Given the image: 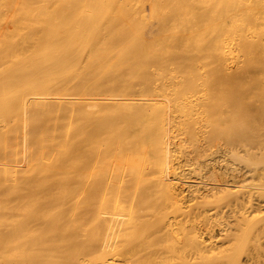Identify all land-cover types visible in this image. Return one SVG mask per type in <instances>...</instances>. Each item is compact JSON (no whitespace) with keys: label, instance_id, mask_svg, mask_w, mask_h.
Here are the masks:
<instances>
[{"label":"bare ground","instance_id":"bare-ground-1","mask_svg":"<svg viewBox=\"0 0 264 264\" xmlns=\"http://www.w3.org/2000/svg\"><path fill=\"white\" fill-rule=\"evenodd\" d=\"M134 2L0 0V264H191L146 227L202 253L264 219V132L237 127L264 111V5Z\"/></svg>","mask_w":264,"mask_h":264},{"label":"rangeland","instance_id":"rangeland-1","mask_svg":"<svg viewBox=\"0 0 264 264\" xmlns=\"http://www.w3.org/2000/svg\"><path fill=\"white\" fill-rule=\"evenodd\" d=\"M229 1L230 2L233 1V3L236 1L235 2L236 6H235V4H233V5L226 4ZM232 1L231 0H169V2H168V0H154V1L153 0H142V1L141 0H135L133 6L136 4L135 5V6H137L136 9L139 7L138 10H140V11H141V6H142V9L147 10V11H151V10L154 11L155 10L154 11L155 14L161 13V11L163 12V10H164V12H167V11L169 12L170 9L171 10L172 9L177 10V12H175V13L181 12L184 14V12H185L184 10H186L188 15H191V13L192 14L196 13V12L198 13V11L199 12H206V10H208V9H209V11H213V12L215 9H216V11H218V10L223 11L227 6H231L233 8L235 7V8H239V9H242V8L244 9V7H245L244 5H246L245 9L251 8V7H248V5H247V3H250L249 0H245V2H244V0H242V3H241V0H232ZM237 1L240 2V4H238L239 6H237V3H239ZM250 1L252 2V3H250V6H253V7H255V5H256V7H258L259 5H264V0H258V2L261 1V4L260 3L258 4L257 0H255L256 4L254 3L255 2L254 0H250ZM155 2H159V4L158 3L156 4ZM142 3H144V4H142ZM221 7H222V9H220ZM149 8H150V10H149ZM192 8L194 9V11ZM203 8L205 10H202ZM157 10H158V12H157ZM178 10H182L183 12L178 11ZM187 10L188 11L190 10L189 13ZM143 14H146V12L144 11ZM245 114L239 118V124L237 125V127H243V123H245V126L249 124L250 127L252 129H254L253 132H257V133H255L257 135L253 134L251 136L252 140L255 139V141H256L257 138L258 139L263 138V136L258 137V135H260V132H262V133L264 132V111L259 112V116L256 118L255 123H251L253 120ZM262 133H261V135H263ZM256 136H257V138H256ZM249 142H252V141H249ZM240 154L242 155V153H240ZM254 162H256V160H254ZM254 162L251 158L249 160V162L243 163V165L249 166L251 164H255ZM188 177H190L189 180L191 181V176H188ZM250 182H252L251 179L247 180L245 183H243V185L244 184L248 185ZM181 186L183 188H186L185 183ZM237 186H233V187L237 188ZM239 186H241V185H239ZM192 189H194V188H192ZM263 213H264V207H262L261 209H259L258 211H256L254 213L252 221H255V220L263 217V215H262ZM191 216H192V214H191ZM198 220L199 219L194 220L191 218V223H193V226L196 227L197 229L198 228L202 229V226H201L202 223L199 222ZM210 222H212V221H210ZM263 222H264V219H262L257 224L256 228H254V225H252L250 223H247V222L244 223L245 225L243 226V230L247 232V234L245 236H240L236 240L231 241L229 243H224V244H222L219 241L214 248L209 249L207 251H204L202 253L200 251L198 253H196L195 251H193L192 247H191V252H187L183 248V245L186 242V237H184V235L181 232L176 233V232L172 231V233H169L167 236L164 237L163 236V230L165 228L159 222L158 223L155 222V223L150 224L149 226L146 227V230L150 233H155L157 235L156 237L159 239L157 244H156V251L154 252L155 255H159V258L166 257L173 250H176V252L181 251L179 254H184L185 256H187V258L189 259V263H191V264H207V263L210 264V263H216L219 261H225L231 255L243 256L244 254L245 255L253 254V255H257V257L252 264H264V237H262V234H259L258 236H256L258 233V230H260ZM250 228H252L253 233L250 232ZM200 236L202 237L201 239H207V238H209V236L217 237V236H219V233H218V230L216 229V227H214L213 232L211 234L204 232ZM214 237L211 239L214 240L215 239ZM184 252H186V253H184Z\"/></svg>","mask_w":264,"mask_h":264}]
</instances>
